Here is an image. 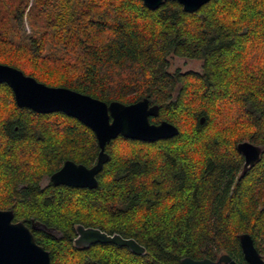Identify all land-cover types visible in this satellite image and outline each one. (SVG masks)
<instances>
[{
	"label": "trees",
	"instance_id": "obj_1",
	"mask_svg": "<svg viewBox=\"0 0 264 264\" xmlns=\"http://www.w3.org/2000/svg\"><path fill=\"white\" fill-rule=\"evenodd\" d=\"M172 55L202 69L171 71ZM0 63L106 102L147 97L160 107L153 123L179 128L153 142L113 139L95 188L54 185L66 160L97 162L95 132L63 112L19 107L0 84V209L41 225L32 230L51 264H180L222 253L249 264L243 233L264 258V0H210L195 12L177 0L155 10L142 0H0ZM242 141L263 148L244 173ZM78 225L146 251L78 247Z\"/></svg>",
	"mask_w": 264,
	"mask_h": 264
},
{
	"label": "water",
	"instance_id": "obj_2",
	"mask_svg": "<svg viewBox=\"0 0 264 264\" xmlns=\"http://www.w3.org/2000/svg\"><path fill=\"white\" fill-rule=\"evenodd\" d=\"M150 9H157L167 0H142ZM186 12H195L210 0H177ZM8 84L17 105L27 107L39 113L63 112L73 116L89 126L96 134L99 144L97 162L88 167L74 160H66L62 167L50 176L54 185L95 188L98 186L97 175L110 159L106 146L113 139L122 135L126 138L153 142L171 138L179 133V128L167 120L159 123L151 121L159 114L160 107L151 104L145 97L136 102L125 104L121 101L106 102L89 94L65 86H50L23 70L0 63V84ZM205 117L201 118L204 122ZM244 156L243 173L258 162L263 153L260 145L242 141L237 146ZM14 211L0 209V264H51L50 252L40 244L32 228L23 221L14 220ZM75 244L89 247L97 243H112L126 246L136 254H144L145 246L134 238L121 234H109L99 228L77 226ZM245 259L249 264H264V258L255 245L251 234L243 233L240 238ZM240 264L228 253H222L218 259H195L187 256L180 264Z\"/></svg>",
	"mask_w": 264,
	"mask_h": 264
},
{
	"label": "rangeland",
	"instance_id": "obj_3",
	"mask_svg": "<svg viewBox=\"0 0 264 264\" xmlns=\"http://www.w3.org/2000/svg\"><path fill=\"white\" fill-rule=\"evenodd\" d=\"M27 31L30 32L28 25H27ZM176 69H180L182 71H188V70L200 71L202 69V60L189 59L177 55H172L170 57V70L175 71ZM45 182H47V180H45L44 183ZM52 233L58 234L56 230H52Z\"/></svg>",
	"mask_w": 264,
	"mask_h": 264
}]
</instances>
